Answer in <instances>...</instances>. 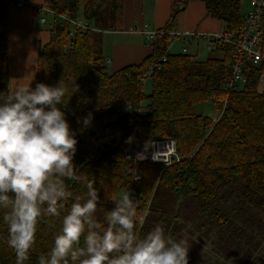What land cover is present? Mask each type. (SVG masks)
<instances>
[{
    "label": "trees",
    "instance_id": "1",
    "mask_svg": "<svg viewBox=\"0 0 264 264\" xmlns=\"http://www.w3.org/2000/svg\"><path fill=\"white\" fill-rule=\"evenodd\" d=\"M79 1L44 0V5L75 20ZM124 1L83 0L88 28L71 32L69 20L58 22L55 16L48 42L38 44L32 87L37 82L55 85L59 81L69 89L74 83L78 86L75 94H66L63 110L77 139L73 164L80 179L64 181L72 196L61 217L72 200L86 192L85 182L92 180L100 195L95 213L99 227H106L113 199L130 191L137 199V220L148 211L143 224H136L139 234L161 224L166 235L179 239L191 225L215 237L216 255L235 264H250L264 247V85L260 87L264 62L243 63L245 83L228 89L231 46L217 45L210 52L222 56L205 60L196 54L171 53L167 33L174 30L177 16L189 2L171 0L170 15L157 30L151 53L138 64L108 71L103 36L107 30L121 28ZM198 1L204 4L206 16L220 21L224 30L232 33L242 28L239 0ZM9 7V0H0V92L5 93L12 91ZM261 28L264 37V15ZM155 65L160 69L149 77L151 93L144 95L143 81L148 78L142 75ZM207 101L219 111L216 120L193 111L196 104ZM89 112L91 126L82 128L77 120ZM126 113L127 117L119 118ZM164 138L175 140L180 157L166 168L124 156V150L138 142ZM115 145V151L104 152ZM59 226L60 217L44 213L25 264H38ZM203 254L200 249L192 255L188 251V264H218L217 258ZM0 264H15L2 220Z\"/></svg>",
    "mask_w": 264,
    "mask_h": 264
},
{
    "label": "clouds",
    "instance_id": "2",
    "mask_svg": "<svg viewBox=\"0 0 264 264\" xmlns=\"http://www.w3.org/2000/svg\"><path fill=\"white\" fill-rule=\"evenodd\" d=\"M77 91L75 83L69 89L59 81L18 84L10 93L0 92V220L7 225L15 264L28 261L45 212L60 217V226L38 264H188L186 236L173 239L161 224L143 235L136 231L143 219L137 220L130 191L113 199L101 228L95 217L100 195L94 181L87 180L86 192L61 217L72 196L64 181L80 179L73 164L77 139L63 110L66 94ZM92 120L89 112L77 122L88 128Z\"/></svg>",
    "mask_w": 264,
    "mask_h": 264
},
{
    "label": "crops",
    "instance_id": "3",
    "mask_svg": "<svg viewBox=\"0 0 264 264\" xmlns=\"http://www.w3.org/2000/svg\"><path fill=\"white\" fill-rule=\"evenodd\" d=\"M24 1H27L28 4L21 9L9 7L10 30L12 29L13 31L11 38L9 37V49L10 44L13 43V58L21 64L32 61L31 57L24 58L28 52L30 54L31 52L36 53L37 56L38 44L48 42L50 38L49 30L51 28L47 32H32L30 33L32 37L29 35L25 37L23 31H28L32 27V19L35 16L34 6L44 5V0ZM170 10L171 0L124 1L121 28L119 30H107L104 32V35H111L112 42L107 49V63L111 65L112 72L127 65L138 64L151 53V43L146 38V32H155L163 27L168 20ZM51 23L53 25L52 20ZM221 25L222 23L220 21L206 16L205 7L201 1L189 0L184 11L180 12L177 16L174 30L212 33L221 31ZM195 44V54L197 55L201 46L199 43ZM15 46L23 47L21 49V51L23 50L22 55L20 50L16 52ZM104 46L106 45L103 44V49L105 48ZM36 60L37 57L35 58ZM17 75L25 78V75L29 74L23 71ZM33 76L32 80L35 82ZM28 78L31 79V76ZM9 86L12 89L11 85Z\"/></svg>",
    "mask_w": 264,
    "mask_h": 264
},
{
    "label": "built area",
    "instance_id": "4",
    "mask_svg": "<svg viewBox=\"0 0 264 264\" xmlns=\"http://www.w3.org/2000/svg\"><path fill=\"white\" fill-rule=\"evenodd\" d=\"M27 1L24 0H9V6L21 9ZM34 10L39 13H49L53 17L59 16L62 20H69V22L78 29L88 28L87 23L80 24L76 20L68 19L66 15H60L53 11L46 5H36ZM264 15V0H250L245 17L243 18L242 28L230 33L227 30H221L217 32H201V31H169L171 37L176 39H183L184 44H190V42H203L209 50L214 49L217 45H229L231 46V71L229 80L227 82V88H233L236 85L245 83L246 78L243 75L242 67L243 63L250 62L252 64H258L264 62V44L262 34V18ZM40 22H46V17L41 16L38 19ZM160 31L146 32V37L153 41L156 35ZM181 52L187 53V48L183 46ZM160 69V65L151 66L146 72L143 73V78H149L153 71ZM260 80L264 82V73L261 74ZM141 111V109H139ZM124 156L127 160L134 162H151L166 168L180 160L177 154L176 142L172 138L164 139H152L141 141L136 144L133 149L124 150ZM140 178L139 175L136 179ZM137 202V199L135 198Z\"/></svg>",
    "mask_w": 264,
    "mask_h": 264
},
{
    "label": "rangeland",
    "instance_id": "5",
    "mask_svg": "<svg viewBox=\"0 0 264 264\" xmlns=\"http://www.w3.org/2000/svg\"><path fill=\"white\" fill-rule=\"evenodd\" d=\"M249 1L250 0H239L240 2V13L242 14L243 17H245L246 12H247V8L249 5ZM82 3L83 0L79 1V6L77 9V15H76V22L80 23V24H85V18L83 16V11H82ZM97 3H99V0H97ZM97 4V5H98ZM147 4V3H146ZM41 16H45L46 17V22L42 23L40 22L38 19ZM52 17L49 13H39L35 11V16L32 19V27L26 31L24 33L23 31V35L25 37H27L28 35L30 37H32V35L30 33L32 32H47L49 30L50 27H52V23L51 20ZM57 21L60 22L62 21L60 19L59 16H57ZM220 30L223 29V26H220ZM69 29L71 30V32H73V30L75 29L74 25L70 24ZM12 29L9 32V37L11 38L12 35ZM9 38V39H10ZM147 38V37H146ZM148 39V38H147ZM104 46L105 48L103 49L104 52V56L105 59H107V55H108V47L109 44H111L112 40H111V35H104ZM149 40V39H148ZM150 42V40H149ZM201 48L199 50V53L196 55L197 59L200 60H205L207 57L209 56H214V57H221L222 55L220 53L217 52H213L211 53L210 50L207 48V46L205 45V43L203 42H199ZM185 46L187 48V53L188 54H195V50H196V44L194 42H190V44H184V40L182 39H176L174 37H171V42H170V46H169V50L171 53H182L181 52V48ZM16 47V52L20 50L21 55H22V51L21 49L23 47H19V46H15ZM13 50H14V44H10V49H9V84L11 85L12 89L17 86L18 84H28L31 83V86L34 84V81L32 80V76L33 79H35V73H36V61L35 58L36 53H32L31 54L28 52L24 58L27 59L29 57H31L32 61H29V63L26 64H21L18 63L14 58H13ZM33 54V55H32ZM107 69L108 71H111V65L107 63ZM25 72L29 75H25L26 77H20L19 73ZM16 74V75H15ZM31 76V79H29L28 77ZM262 82V81H261ZM264 82H262L260 84V87H262L264 84ZM143 93L144 95H148L149 93H151V79H145L143 81ZM194 113L196 114H201L204 116H207L213 120H216L217 117L219 116V111L217 110V108L209 101L204 102V103H200V104H196L193 108ZM146 210V209H145ZM144 210V212H145ZM143 212V214H144ZM141 216V219L144 218V216ZM186 238L189 241L190 247H189V251L191 252V255L193 252L197 251L198 249H200V251L202 253H204L202 256H207V253L212 255L213 257L217 258L218 260V264H235L233 259H228L222 255H216L215 250H214V244L213 241L215 239V237L210 234V235H205L202 231H197L195 229L194 226H188L187 229H185L184 231ZM264 259V247L260 248L259 251L256 254V259L253 260L250 264H262L261 261Z\"/></svg>",
    "mask_w": 264,
    "mask_h": 264
},
{
    "label": "water",
    "instance_id": "6",
    "mask_svg": "<svg viewBox=\"0 0 264 264\" xmlns=\"http://www.w3.org/2000/svg\"><path fill=\"white\" fill-rule=\"evenodd\" d=\"M127 116H128V114L126 113V114H124V115H121L119 118H125V117H127ZM117 148H118V145H115L112 149L107 150V151H104V152H106V153H110V152L115 151Z\"/></svg>",
    "mask_w": 264,
    "mask_h": 264
}]
</instances>
